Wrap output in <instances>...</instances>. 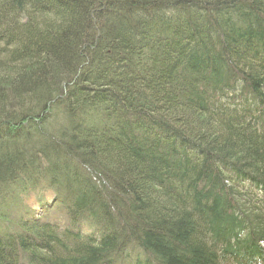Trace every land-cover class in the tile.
<instances>
[{"label":"trees","instance_id":"16d2710c","mask_svg":"<svg viewBox=\"0 0 264 264\" xmlns=\"http://www.w3.org/2000/svg\"><path fill=\"white\" fill-rule=\"evenodd\" d=\"M13 216L0 264H264V0H0Z\"/></svg>","mask_w":264,"mask_h":264},{"label":"rangeland","instance_id":"374dc122","mask_svg":"<svg viewBox=\"0 0 264 264\" xmlns=\"http://www.w3.org/2000/svg\"><path fill=\"white\" fill-rule=\"evenodd\" d=\"M15 190L16 191L13 194V196L15 197V199L18 203V206L29 205L32 208L41 209L40 205L38 204V201H37L38 195L43 194L49 202L52 201V199L54 197V193L51 190H49L48 188H46L44 183H40L37 186V189H35L33 191L29 190L27 193L21 192V190L19 188L15 189ZM6 200H9V199L7 198ZM12 203L13 202L11 200L6 201V204H12ZM52 213L54 214L55 217H64L63 214H61L60 212L52 211ZM14 215L16 216L17 213L15 212ZM14 218H16V217L13 216L11 219H7L4 222H0V224L2 225L3 223H11L14 220Z\"/></svg>","mask_w":264,"mask_h":264}]
</instances>
